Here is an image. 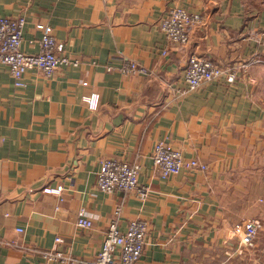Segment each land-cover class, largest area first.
I'll return each mask as SVG.
<instances>
[{
	"label": "crops",
	"instance_id": "crops-1",
	"mask_svg": "<svg viewBox=\"0 0 264 264\" xmlns=\"http://www.w3.org/2000/svg\"><path fill=\"white\" fill-rule=\"evenodd\" d=\"M175 6L202 16L188 45L160 29ZM0 16L26 18L25 53L40 52L45 23L78 62L20 82L0 64V264H66L41 254L54 249L93 262L112 221L125 232L138 219L149 224L138 264H264V0H0ZM121 54L150 73H122ZM192 55L236 81L188 91ZM159 141L208 170L161 178ZM106 159L139 164L138 188L100 191ZM83 210L90 229L77 225ZM255 219L263 228L243 246L235 227Z\"/></svg>",
	"mask_w": 264,
	"mask_h": 264
},
{
	"label": "built area",
	"instance_id": "built-area-1",
	"mask_svg": "<svg viewBox=\"0 0 264 264\" xmlns=\"http://www.w3.org/2000/svg\"><path fill=\"white\" fill-rule=\"evenodd\" d=\"M26 18L0 16V64L9 67L12 77L20 82L27 71L37 69L48 78L54 76L62 66L77 65L78 62L70 59L65 52V44L58 41L52 27L45 23L37 24V29L42 32L40 40L41 50L37 54H27L22 50L23 31ZM202 22V16L192 13L180 6L172 7L160 22V29L167 39L180 45H188L191 41L192 30ZM121 61L117 68L124 74H149L150 70L140 62L126 55H119ZM115 66L108 65L111 71ZM185 81L188 91L212 82L226 80L233 83L237 79V71L233 67L222 66L208 57L192 55L188 58L184 69ZM86 85L88 83H85ZM183 91L182 93H184ZM100 96L92 93L84 98L92 110H97ZM155 166L160 172V177L170 179L178 176L183 169L191 172H206L208 166L198 159H187L182 151L172 147L167 141H159L152 152ZM141 167L137 163L126 160L106 159L101 164L97 175L98 189L105 193H129L138 188ZM63 186L57 188L47 187L45 193L61 195ZM147 190L142 191V196L147 197ZM120 209H117V215ZM77 225L84 229L93 227V219L85 210L80 214ZM263 228L258 219L237 224L235 231L240 235L243 246L252 245ZM149 230L147 221L138 219L132 221L127 231H122L117 220L111 222L106 232L101 251L95 261L89 262L66 255L57 249L43 251L42 255L48 261H58L66 264H138L144 253L146 237ZM63 242L61 237L56 238V243Z\"/></svg>",
	"mask_w": 264,
	"mask_h": 264
}]
</instances>
